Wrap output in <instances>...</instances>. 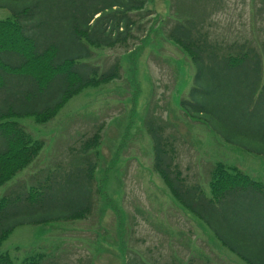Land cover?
<instances>
[{"label": "rangeland", "instance_id": "374dc122", "mask_svg": "<svg viewBox=\"0 0 264 264\" xmlns=\"http://www.w3.org/2000/svg\"><path fill=\"white\" fill-rule=\"evenodd\" d=\"M195 1L198 9L193 0H148L145 30L141 40H132V50H95L92 61L103 69L120 56V78L82 90L49 120L17 118L44 147L34 162L0 186V197L79 164L80 145L99 126L102 141L91 157L98 159L100 193L95 192L94 212L86 218L18 226L0 244V254L9 252L17 264L35 252L56 261L60 256L61 264H125L131 256L151 264H251L224 239L240 245L227 228L232 220L263 216L260 199L235 195L210 224L182 207L154 168L152 122L176 140L183 173L191 180L200 175L197 183L208 196V173L217 161L264 182V96L259 97L264 69L256 102L249 106L239 88L240 73L212 77L206 72L197 84L196 66L166 32L176 11L197 10L213 38L257 47L264 44V0ZM10 15L8 7L0 6V18ZM199 110L203 116H195ZM55 192L59 195L61 188Z\"/></svg>", "mask_w": 264, "mask_h": 264}, {"label": "trees", "instance_id": "16d2710c", "mask_svg": "<svg viewBox=\"0 0 264 264\" xmlns=\"http://www.w3.org/2000/svg\"><path fill=\"white\" fill-rule=\"evenodd\" d=\"M193 1L198 9L199 1ZM147 4L148 0L0 1V6L11 10L10 16L0 18V186L34 162L44 147L43 140L34 137L17 118L32 115L49 120L82 90L120 78V56L103 69L92 61L95 50H132V40H141L143 35L139 34L145 30ZM185 13L176 11L175 23L166 32L196 66V83L206 72L212 77L240 73L239 88L247 94L249 106L255 104L264 69V50L260 49L264 44L255 47L246 41L221 42L204 27L197 10L193 12L197 16ZM182 102L186 105L187 101ZM195 116H203V111ZM150 132L155 170L175 200L195 216L212 224V216L235 195L253 194L264 205V182L223 161L215 162L209 170L208 196L197 183L200 175L191 180L183 173L176 140L165 134L163 125L152 122ZM102 137L99 126L83 141L78 149L82 158L79 164L45 174L43 181L18 185L0 197V244L20 225L82 219L94 212L95 192L100 190L95 176L98 159L91 154ZM60 188L58 195L55 191ZM259 215L244 217L241 223L230 222L227 230L240 245L224 239L251 264H264V215ZM217 230L224 238L222 226ZM60 262V256L56 261L44 252H35L19 264ZM0 264L17 263L9 252H3ZM125 264L151 263L131 256Z\"/></svg>", "mask_w": 264, "mask_h": 264}]
</instances>
